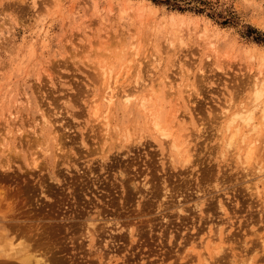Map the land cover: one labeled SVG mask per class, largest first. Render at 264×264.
Instances as JSON below:
<instances>
[{
  "label": "rangeland",
  "instance_id": "1",
  "mask_svg": "<svg viewBox=\"0 0 264 264\" xmlns=\"http://www.w3.org/2000/svg\"><path fill=\"white\" fill-rule=\"evenodd\" d=\"M261 56L264 0H0V119L17 104L24 118L37 117L40 125L35 131L45 140L41 147H31L28 154L30 161L38 160V167L30 169L17 160L8 172L0 168V264H25L20 258L24 250L48 258L49 264H204L205 256L212 264H264L263 91L261 103H252L256 108L253 122L242 121L244 126L237 124V119L227 130L223 120L225 116L228 120L223 111L232 106L231 102L227 106L231 99L235 98L233 104L244 100L242 104L246 101L248 106L255 98L254 78V83L262 80L264 90ZM145 78L147 88L141 82ZM240 83L247 84L246 90ZM154 84L157 89L160 85L161 91L159 95L150 92L151 98L148 85L154 88ZM168 86L172 88L168 90ZM135 87H140L137 91L147 89L144 95L150 98L146 103L152 110L148 112L160 111L163 122L169 121L171 111L181 108V101L182 106L190 100L191 105L197 104V111L190 109L192 117L185 114V107L177 114L192 129L202 122L200 118L207 122L217 116L216 128L215 121L200 126L204 130L197 139L196 165L180 166L177 171L167 162V167L163 166L156 142L150 147H133L128 157L123 156L127 148L120 151L123 155L115 153L117 156L114 150L112 160L101 166L103 117L118 121L122 130L130 126L126 129L135 139L140 133L148 139L153 136L147 111L137 122L131 113L117 115L118 120L116 112L110 113L109 99L104 102L113 91L124 89L138 98L140 91ZM47 94V98L41 97ZM41 98L45 109L40 107ZM176 98L179 102L174 109ZM93 103L98 105V116L105 115L108 107V119L93 115ZM45 110L49 114L60 111L52 116L46 113L49 118H44ZM30 121L25 128L32 137L30 125L35 122L33 118ZM56 125L59 130L52 129H57ZM252 125L257 126L254 132L250 131ZM237 128L241 131L233 140L234 147L230 152L223 150L222 158L229 161L221 162L227 165L222 173L215 159ZM182 132L188 131L178 134ZM83 138L87 146L81 143ZM62 140L65 154L58 159L56 148ZM1 145L0 150H6ZM211 145L218 148L212 151ZM174 155L178 161L180 157ZM54 164L58 175L52 173ZM119 167L125 169L124 178L118 177ZM220 200L224 211L218 205ZM180 206L183 211L178 212ZM96 217L99 230L92 237L86 225ZM109 234L116 240H110ZM17 247L24 250H11ZM213 247L223 248L219 257ZM33 258L26 264H35Z\"/></svg>",
  "mask_w": 264,
  "mask_h": 264
},
{
  "label": "bare ground",
  "instance_id": "2",
  "mask_svg": "<svg viewBox=\"0 0 264 264\" xmlns=\"http://www.w3.org/2000/svg\"><path fill=\"white\" fill-rule=\"evenodd\" d=\"M121 35H122V33H121ZM133 41V40H132ZM172 43V42H171ZM178 44V43H177ZM114 45V44H113ZM172 45V44H171ZM12 46V45H11ZM164 46V45H163ZM172 46H174V43H173V45ZM176 47V46H175ZM135 48V47H134ZM138 48V47H137ZM171 48V47H170ZM114 49V48H113ZM175 49V48H174ZM173 49V50H174ZM181 49H182V46H181ZM134 50V49H133ZM110 51V50H109ZM130 52V51H129ZM134 52H135V50H134ZM133 53V52H132ZM131 53V54H132ZM173 53V52H172ZM176 53V52H175ZM137 54V53H136ZM135 54V55H136ZM171 54V53H170ZM154 55H156V54H154ZM175 55V54H174ZM184 55V54H183ZM166 56V55H165ZM173 56V55H172ZM253 56V55H252ZM150 57V56H149ZM152 57V56H151ZM144 58V57H143ZM165 58V57H164ZM249 58H251V56L249 57ZM260 60H261V58H264V57H258ZM156 59V58H155ZM180 59V58H179ZM139 60V59H138ZM153 60V59H152ZM258 60V59H257ZM263 60V59H262ZM132 61V60H131ZM141 61V60H140ZM149 61V60H148ZM156 61V60H155ZM130 62V61H129ZM128 62V63H129ZM158 62V61H157ZM98 63V62H97ZM139 63H141V62H139ZM143 63V62H142ZM147 63V62H146ZM0 64H1V62H0ZM4 65H7V63H3ZM155 64H156V62H155ZM137 65V64H136ZM142 65V64H141ZM140 65V66H141ZM1 66V65H0ZM129 66V65H128ZM145 66V65H144ZM151 66V65H150ZM142 67V68H141ZM140 68L141 69H143V66H141ZM146 67H147V65H146ZM132 68V67H131ZM138 69H139V67H137ZM145 68V67H144ZM1 69H3V68H1ZM137 69V70H138ZM140 69V70H141ZM152 69V68H151ZM153 69H154V67H153ZM50 70V69H49ZM102 70H104V69H102ZM138 70V71H136L138 74L140 73V72H142V74L140 75L139 74V76L140 77H144V73H143V71L141 70ZM145 70V69H144ZM162 70V69H161ZM187 71H189L188 69H187ZM108 72V71H107ZM128 72H130V70L128 71ZM154 72V71H153ZM156 72V71H155ZM154 72V73H155ZM164 72V71H163ZM192 72V71H191ZM101 73V72H100ZM105 72H103V75H105L104 74ZM126 73V72H125ZM124 73V74H125ZM136 73V74H137ZM158 73V72H157ZM160 73V72H159ZM164 73H166V72H164ZM136 74H133V75H136ZM191 74V73H190ZM48 75H49V73H48ZM52 75V74H51ZM102 75V74H101ZM131 75V74H130ZM143 75V76H142ZM161 75H163V74H161ZM184 75V74H183ZM245 75V74H244ZM128 76H129V74H128ZM127 75H126V77H128ZM149 76V75H148ZM151 76H153V75H151ZM166 76V75H165ZM165 76H164V78H165ZM186 76H187V74H186ZM191 76V75H190ZM190 76H188V77H190ZM136 77V76H135ZM139 77V78H140ZM150 77V76H149ZM159 77V76H158ZM158 77H157V79H158ZM168 77V76H167ZM185 77V76H184ZM240 77V76H239ZM248 77V76H247ZM251 77V76H250ZM129 78V77H128ZM137 79L138 81H140V79H144V78H140V79ZM152 78V77H151ZM150 78V79H151ZM249 78V77H248ZM252 78V77H251ZM250 78V79H251ZM136 79V78H135ZM149 79V78H148ZM159 79H161V78H159ZM163 79V78H162ZM161 79V80H162ZM170 79V78H169ZM247 79V78H246ZM255 79V80H254ZM253 80H254V82L257 80L256 78H254ZM155 80H156V78H155ZM154 80V81H155ZM164 80V79H163ZM172 80H174V79H172ZM171 80V81H172ZM184 80V79H183ZM189 80V79H188ZM134 81V80H133ZM132 81V82H133ZM136 81V80H135ZM144 80H142L141 82H142V84H143V86L144 85H146V87H143L142 86V84H140L143 88H147V84H144L145 82H146V78H145V81L143 82ZM152 81H153V79H152ZM157 81H159V80H157ZM157 81H155V82H157ZM166 82H167V80H165ZM240 81V80H239ZM251 81H252V79H251ZM251 81H249L248 80V82H250V84H251ZM43 82V81H42ZM109 82V81H108ZM117 82V81H116ZM128 82V81H127ZM254 82H252L253 84H252V88H254V92H255V94L253 93V96H255V98L254 97H252L251 98V103L250 104H254L255 102H260L259 100H261L262 98H260V97H262V95H263V93H264V90L262 89V86H261V82H262V80H260V82H259V80L257 81V83H254ZM259 82V83H258ZM136 83V85L138 84L137 82H135ZM134 83V84H135ZM148 83V82H147ZM149 83H150V81H149ZM158 84H159V82H158ZM167 84H169V83H167ZM170 84H171V82H170ZM175 84V83H174ZM187 84V83H186ZM193 84V83H192ZM241 84V86L242 87H244V88H241V89H243V90H246V86H247V84L245 85V83H244V85H242L243 83H240ZM249 84V85H250ZM41 85V84H40ZM129 85V84H128ZM179 85V84H178ZM116 86V85H115ZM155 86V87H154ZM154 88H150V87H152V86H150L149 87V85H148V88L151 90V91H149V94L147 93L148 91H147V89L146 90H142L141 91V89L139 90L140 92H143V94H140V92L139 91H137V88L139 89L140 87H135L136 88V91L137 92H139V93H136V94H139L140 96L137 98V97H135V94L133 93V91H132V94H131V91H126L124 88V90H123V92H121L120 91V93H119V90H116L114 93L112 92V94H110V97L108 98H106L105 99V101L104 102H106V100L107 99H109L108 101L109 102H106V103H108V104H110V105H108V107H111V108H113L111 111H110V113L112 114V113H115V117L117 118V115H126V114H133V117H134V121H138V116L140 117L141 115H145V112L147 111H152V110H150L151 108L149 107V105H148V103L150 102V100H148L147 98H149L148 96H151V98L153 97L152 95V93L153 92H155V93H157L158 91L160 92L161 90L159 89V86H158V89L156 88L157 87V85H155L154 84ZM177 86V85H176ZM185 86V85H184ZM194 86V85H193ZM192 86V87H193ZM238 86V85H237ZM107 87H109V86H107ZM111 87V86H110ZM119 87V86H118ZM170 86H168V90L170 89V88H172V87H170ZM194 87H196V86H194ZM37 88V87H36ZM113 88V87H112ZM115 88V87H114ZM117 88V87H116ZM142 88V89H143ZM239 88V87H238ZM249 88V87H248ZM134 89V88H133ZM132 89V90H133ZM167 89V88H166ZM174 89V88H173ZM172 89V90H173ZM191 89V88H190ZM84 90V89H83ZM101 90V89H100ZM113 90V89H112ZM187 90V89H186ZM193 90V89H192ZM191 90V91H192ZM243 90H242V94H243ZM19 91H20V89H19ZM106 91V90H105ZM146 92V95L148 94V96H146V95H144V93ZM153 91V92H152ZM164 91V90H163ZM174 91H176V89L174 90ZM173 91V92H174ZM183 91H185V89L183 90ZM182 91V92H183ZM247 91H248V89H247ZM262 91H263V93H262ZM107 92V91H106ZM109 92V91H108ZM108 92H107V94H108ZM110 92V93H111ZM150 92H152V93H150ZM159 92H158V95H159ZM186 92V91H185ZM184 92V93H185ZM237 92V91H236ZM239 92V91H238ZM241 92V91H240ZM41 93V92H40ZM77 93V92H76ZM154 93V94H155ZM166 93V92H165ZM177 93V92H176ZM184 93H182L183 95H184ZM233 93H235L234 91H233ZM102 94V93H101ZM104 94V93H103ZM166 94H168V92L166 93ZM171 92H169V94L168 95H170L171 96ZM179 94V93H178ZM189 94V93H188ZM46 95V94H45ZM45 95H43V96H41V97H43V99L44 98H47L49 95L47 94V96L46 97H44ZM105 95V94H104ZM104 95H103V97H104ZM21 96V95H20ZM24 96H25V94H24ZM78 96V95H77ZM107 96V95H106ZM105 96V97H106ZM136 96H138V95H136ZM176 97L178 96L177 94L175 95ZM174 96V97H175ZM231 96H233V94L231 95ZM234 96H236V93H235V95ZM233 96V97H234ZM51 97V96H50ZM104 97V98H105ZM166 97V96H165ZM188 97V96H187ZM187 97H186V100H187ZM239 97V96H238ZM248 97V96H247ZM30 98V97H29ZM118 98H119V101H117L118 100ZM137 99L136 101V103H131L132 102V100L133 99ZM155 98V97H154ZM237 98V97H236ZM245 98V97H244ZM42 99V98H41ZM43 99L41 100L42 102H39V103H42V106L40 105V107H41V109H45L46 107H44V102H43ZM99 99V97L97 98V100ZM150 99V98H149ZM178 98H176V100H177ZM190 99V98H189ZM189 99H188V101H189ZM192 99V98H191ZM228 99V98H227ZM238 99V98H237ZM250 99V98H249ZM18 100H19V98H18ZM24 100V99H23ZM53 100V99H52ZM93 100V99H92ZM100 100V99H99ZM98 100V101H99ZM173 99L171 98V101H172ZM234 100H235V98L233 99V102H234ZM89 101V100H88ZM98 101H96V103L98 104ZM131 101V102H130ZM157 101V100H156ZM175 101V100H174ZM53 102V101H52ZM92 102V101H91ZM146 102H148V103H146ZM178 100H177V102H175L176 103V107H175V105H173L175 108L174 109H176L177 108V105H178ZM186 102V101H185ZM190 102L191 103H193V101H189V105L188 104H186V103H184V105L182 106L181 104H182V101L180 102V105H179V108L181 107H183V109H185L184 111H185V114H188L190 117H192L193 116V113L195 112V111H197L198 109L195 107L196 105H191L190 104ZM228 102V101H227ZM230 102L232 103V106H231V104H230ZM233 102H232V99H231V101H229L228 103H227V106L230 104V107H226L225 105H224V107H226V108H224V111H223V109H222V111H223V113H225V115H228V120L227 121H225V115L222 113V111H220L221 113H222V115L223 116H225L224 117V122H226L225 124V127L227 128V130H229V127L231 126V123H233V122H236L237 123V119H240V120H238V122L239 123H237V124H241L240 122H242V121H244V122H246V124H248L247 122H249V121H252L253 122V119H254V114H253V116H252V113H253V111H255L254 109H256L255 108V106L252 104V105H250L249 104V102H248V106L246 105L247 104V102L245 101V105L244 104H242V102H244V100H242V102L241 101H239V102H235V104H233ZM95 103V104H96ZM174 103V102H173ZM194 103H195V101H194ZM261 103V102H260ZM259 104V103H258ZM257 104V109L259 108V105ZM100 105V104H99ZM106 105V104H105ZM17 106V104H15V107H14V109L12 110V109H10L9 110V113H8V115H6V113H5V115L3 116V117H1V119H0V145L2 144L5 148H6V150H0V168L2 169V170H4L5 172H8L9 170H11V169H13V164H15L16 162H17V160H22L23 162H24V164L27 166V167H29L30 169L31 168H36V167H38L39 166V162H38V160H35V162H33V160H31L30 161V159H29V156H28V154H29V151H30V148L31 147H41L45 142V140L43 139V137H41V135H39L38 134V131H39V129H37L36 128V126H39L40 125V123H38V122H36L38 119H37V117H30L29 115H26V118H24V114L22 113V110L21 111H19L18 110V108L16 107ZM27 106H28V104H27ZM48 106V105H47ZM96 106H98V105H95L94 106V103H93V106H92V108L93 107H95V108H93L94 109V111H93V115L94 114H97V110H98V107H97V110H96ZM189 106V107H188ZM250 106V107H249ZM49 107V106H48ZM47 107V108H48ZM107 107V106H106ZM108 107H107V109H105V110H107L108 111ZM185 107V108H184ZM252 107H254V108H252ZM19 108H21V107H19ZM100 108V107H99ZM172 108V107H171ZM170 108V109H171ZM180 108V109H181ZM23 110H25L26 108L25 107H23L22 108ZM56 108L53 106V110H55ZM138 109H140V111H138ZM173 109V108H172ZM180 109H176L175 111H171V112H173V113H171V115L169 116V115H167V116H169V121H167V119H166V121L165 122H163V120L160 118V116H161V112L160 111H156L155 113H151V114H149V112L146 114V115H150L148 118H152V120L150 121V124H151V127H152V129H153V132L152 133H150V135H153V136H151V138L150 139H148V136L146 135V134H142L141 136H140V134H139V136H137L138 138L137 139H135V138H133V134H132V132H131V128H130V126H128L130 129H126V128H128L126 125V128L124 129V130H122L121 128L122 127H119L120 126V124H119V122L117 121V122H113L112 123V120H105V117H103V116H105L106 115V119H108V114H106L107 113V111H105L104 113H105V115L103 114V115H100V116H98V114H97V116L100 118L101 116L104 118L103 119V121L105 122V124L103 123V125H105L104 127H103V125H101L103 128H102V130L104 131L102 134H103V138H102V143L103 144H101V146L103 147H101L102 149H100V151H102L101 152V154H102V156H101V160L103 161V163L101 164V166H104V165H106L105 164V162H107L108 160H112V156H113V153H114V156H117L118 154L119 155H123L122 153H120V151H122V149L123 148H127V150H128V152L127 153H125L123 156H127L128 157V155L130 154L129 152L130 151H132L133 150V147H140V148H142V147H145V146H148V147H150V146H152V144H154V143H156V142H158V145L161 147V149H159L160 150V154L162 155V158H164V159H166V160H164V159H162V163H163V166H165V164H166V162H167V164H168V166L169 167H171L172 169H176V171H177V169H179L178 167H180V166H184L185 168H188V167H190L191 165H196V162L194 163V158L196 157V160H197V154H198V152H197V144H198V138L199 137H201L202 135L200 134V132H202L204 129L202 128V127H200V126H205L206 125V123H208L209 122V124H211V121H215V124L216 125H214L215 126V128H216V126H218L217 125V123L218 122H216L217 120H215V118L217 117V116H214L213 115V117L212 118H208L207 119V122L206 121H203V120H201L202 118H200V121H202L201 123H199L197 126V128H194V129H192L193 127L192 126H187V124L186 123H184V121L183 120H180L179 119V116L177 115L178 113H181L180 111L178 112V110H180ZM183 109H181V110H183ZM190 109H192V111H194L193 113L192 112H190L191 110ZM36 110V109H35ZM96 110V111H95ZM101 110V109H100ZM158 110H160V107L158 108ZM226 110V111H225ZM60 111V110H59ZM59 111L56 113V111H54L55 113H56V115L59 113ZM137 111L139 112V113H137ZM170 111V110H169ZM184 111H183V115H184ZM261 111V110H260ZM30 112V111H29ZM94 112H96V113H94ZM102 112V111H101ZM166 112V111H165ZM45 114L46 113H48L49 114V111H47V110H45V112H44ZM55 113H53V111H52V114H49V115H55ZM98 113H100L99 112V110H98ZM103 113V112H102ZM137 113V114H136ZM141 113V114H140ZM143 113V114H142ZM163 113V112H162ZM219 113V112H218ZM257 113V112H256ZM45 114H42V116L44 117V118H49L48 116H47V114L45 115ZM76 114V113H75ZM220 114V113H219ZM30 115H31V112H30ZM114 115V114H113ZM180 115V114H179ZM187 115V116H188ZM216 115V114H215ZM221 115V114H220ZM221 115V116H222ZM131 116V115H130ZM260 116V115H259ZM40 117V116H39ZM101 117V118H102ZM114 117V116H113ZM114 117V118H115ZM142 117V116H141ZM147 116H145V118H146ZM31 118H33V122H35L34 124L32 123L30 126H32L33 125V127H31V128H33L34 130H33V136L31 137V135H30V131H28L29 129L28 128H25V123H26V121L28 122V121H30L31 120ZM44 118H43V121H44ZM119 118V117H118ZM117 118V119H118ZM148 118H146L147 120H148ZM219 119H220V116L218 117ZM51 119V118H50ZM189 119V118H188ZM217 119V118H216ZM218 119V120H219ZM116 120V119H115ZM118 120H120V119H118ZM132 120V119H131ZM199 120V119H198ZM222 120V121H223ZM236 120V121H235ZM40 121V120H39ZM43 121H40V122H43ZM50 121V120H49ZM58 121V120H57ZM100 121V120H99ZM102 121V122H103ZM106 121H107V123H106ZM111 123H110V122ZM188 121V120H187ZM30 122H32V121H30ZM53 122H55L54 121V119H53ZM52 122V123H53ZM98 122V121H97ZM101 122V121H100ZM219 122H221V121H219ZM223 122V123H224ZM44 123V122H43ZM56 123V122H55ZM147 123V122H146ZM222 123V122H221ZM222 123V124H223ZM228 123V124H227ZM243 123V122H242ZM250 123V122H249ZM45 124V125H44ZM43 124V127L45 126L46 127V123H44ZM54 124V123H53ZM52 124V125H53ZM112 124V125H111ZM150 124L148 123V126L150 127ZM192 123H190L189 125H191ZM233 124H235V123H233ZM27 125V124H26ZM61 125V124H60ZM227 125H228V127H227ZM243 125L244 126H247V125H245L244 123H243ZM258 125H260V124H258ZM28 127H29V125H27ZM26 126V127H27ZM57 126V125H56ZM214 126H212V128L214 127ZM240 126V125H239ZM239 126H237V127H239ZM249 126V125H248ZM254 125H252V130L250 129V131H256L257 129H256V127H253ZM55 127V126H54ZM62 127V126H61ZM65 127V126H64ZM186 127V128H185ZM259 127V126H258ZM67 128V127H66ZM148 128V127H147ZM177 128L179 129V131L177 132ZM189 128H190V130H189ZM215 128H213V129H215ZM218 128V127H217ZM219 128H220V126H219ZM233 128V127H232ZM230 129V130H233V129ZM240 128V127H239ZM249 128V127H248ZM35 129L36 130H38V131H35ZM52 129H54V130H59L58 129V126H57V129H55V128H52ZM71 129V128H70ZM69 129V130H70ZM137 129V128H136ZM236 129V125H235V128H234V130ZM241 129V128H240ZM119 130H122L123 131V133L122 132H120L119 133ZM126 130V131H125ZM180 130L181 131H183V130H185V131H188L185 135H183V133L184 132H182L181 133V135L180 134H178L179 132H180ZM195 132V133H193V131ZM219 130V129H218ZM218 130H217V132H218ZM128 131V132H127ZM134 131V130H133ZM139 131V130H138ZM144 131V130H143ZM196 131H197V133H196ZM238 131L240 132L241 130H239L238 128H237V130L236 131H233V134H231V138L229 139V140H226V138H225V140L226 141H228V142H226V146L227 147H225V145H224V147L225 148H222V152H221V150H219L218 152H219V157H216V161H218V166L221 168V169H219V171H223L222 173H224V169H225V167H227V165H225V163H224V165H220L221 164V162H227V161H229V159L227 158V159H224V158H222L225 154H224V151L223 150H225L226 151V149H228V151L229 150H232L231 148H233L234 146V144H233V140H235V138H236V136L238 135ZM30 132V133H29ZM124 132L126 133V134H124ZM141 132V131H140ZM222 132V131H221ZM245 132H247L248 133V131H244L243 132V134L245 133ZM57 133V132H56ZM58 133H59V131H58ZM113 133V134H112ZM147 133V132H146ZM232 133V132H231ZM260 133V132H259ZM6 134H11L10 135V137H8ZM50 134H51V132H50ZM62 134V133H61ZM98 134V133H97ZM121 134H122V136H123V134H124V136L123 137H121ZM138 134V133H137ZM193 134H196V135H193ZM60 135V134H59ZM200 135V136H199ZM230 135V134H229ZM254 135V134H253ZM45 136V135H44ZM52 136V135H51ZM61 136H63V134L61 135ZM60 136V137H61ZM131 136V137H130ZM197 136V137H196ZM241 136V135H240ZM255 136H256V134H255ZM135 137V136H134ZM178 137H180L179 139H181L180 141H178ZM252 137H254V136H252ZM58 138H59V136H58ZM62 138V137H61ZM61 138L60 139H58V140H61ZM219 138V137H218ZM221 138V137H220ZM240 138V137H239ZM112 139H114L115 141H114V143H112V142H110ZM133 139H135V140H133ZM241 139H243L242 137H241ZM240 139V140H241ZM254 139V138H253ZM256 139V138H255ZM130 140H132L131 142H130ZM220 140V139H219ZM239 140V141H240ZM252 140V139H251ZM64 140H62L61 142L63 143V145H62V143L61 144H59L58 142V147L56 148V147H54V148H56V149H58V151L55 149V151H57V152H59V153H57V154H59L60 156H56L58 159H59V157L60 158H62L61 157V154H65V149H64V147L62 148V146H64V142H63ZM193 141H195L194 142V145L192 144V145H190L191 143H193ZM221 141V140H220ZM238 141V140H237ZM238 141V142H239ZM257 141V140H256ZM60 142V141H59ZM235 142V141H234ZM242 142V141H241ZM251 142V141H250ZM46 143H47V141H46ZM81 143L83 144V145H85V146H87V143L85 142V140H84V138L81 140ZM218 143H220V142H218ZM217 143V144H218ZM257 143V142H256ZM77 144V143H76ZM238 144V143H237ZM240 144V143H239ZM251 144V143H250ZM249 144V145H250ZM255 144V143H254ZM1 145V146H2ZM47 145V144H46ZM46 145H45V147H46ZM56 145V144H55ZM216 145V144H215ZM219 145V144H218ZM156 146V145H155ZM105 147H107L106 149H104ZM216 146H214V145H211L209 148H210V150H214V148H215ZM238 147H239V145H238ZM251 148H252V146H250ZM216 148H218V147H216ZM254 148V147H253ZM2 149V148H1ZM99 149V148H98ZM95 150V149H94ZM115 150V151H114ZM212 150V151H213ZM252 150V149H251ZM112 151H114L113 153H112ZM124 151V150H123ZM234 151V150H233ZM232 151V152H233ZM62 152V153H61ZM74 152V151H73ZM118 152V154L117 155H115V153H117ZM230 152V151H229ZM111 153H112V156H111ZM174 153L175 154H177L178 155V157H180L179 158V160L177 161L176 159H175V155H174ZM212 153V152H211ZM234 153H235V151H234ZM234 153H231V154H234ZM71 154V153H70ZM76 154V153H75ZM229 154V153H228ZM237 154V153H236ZM227 155V154H226ZM238 155V154H237ZM236 155V156H237ZM130 156V155H129ZM240 157V156H239ZM114 158H116V157H114ZM219 158H222V159H219ZM237 158H238V156H237ZM32 159H33V157H32ZM35 159V158H34ZM159 160H161L160 158H159ZM195 160V161H196ZM213 160V159H212ZM211 160V161H212ZM238 160H239V158H238ZM210 161V160H209ZM33 162V163H32ZM38 162V163H37ZM56 162V161H55ZM59 161H57V163H58ZM56 163V164H57ZM60 163V162H59ZM59 163L57 164V165H59ZM177 163H179V164H177ZM76 164V163H75ZM57 165H53L52 166V173H53V175H58V173H57V171H55L54 170V167L55 166H57ZM231 165L232 164H228V167H231ZM107 166V165H106ZM165 167H167V166H165ZM18 168L19 169H22V167H21V165H20V163L18 164ZM89 168H90V166H89ZM232 168V167H231ZM55 169H58V166H57V168L55 167ZM175 171V170H174ZM58 172H59V169H58ZM220 172V173H221ZM125 175H126V172H125V169L124 168H122V167H119L118 168V177H120V178H124L125 177ZM219 175V174H218ZM58 177V176H57ZM163 178V177H162ZM54 179H56V178H54ZM57 181H61L60 180V178H57L56 179ZM147 183L148 182H144L142 185L145 187V188H148V186H147ZM164 183V182H163ZM166 186V185H165ZM199 188V187H198ZM168 188L166 187V190H167ZM1 191V190H0ZM201 191V190H200ZM164 194H165V192H164ZM2 196V194L0 193V197ZM3 197V196H2ZM5 199V198H4ZM203 200V199H202ZM2 200L0 199V202H1ZM198 203V202H197ZM196 203V205L195 206H197V205H199L200 206V203H198L197 204ZM219 204V207H220V209L221 210H225L224 209V204H223V201L222 200H220V202H218ZM5 204H7V203H5ZM8 205V204H7ZM10 205H11V203H10ZM198 207V206H197ZM201 207V206H200ZM200 207H198L199 209H200ZM6 208V207H5ZM13 210V209H12ZM180 211H183V209L181 208V206H180V208H179V211L178 212H180ZM13 216V215H12ZM164 218V217H163ZM97 219H99L98 217H96V219H94V220H92V221H89L88 220V225H86L87 227H89L90 226V228L91 229H93V230H91L90 228H88L87 230H88V234L90 235V236H95L96 234H97V231L99 230V228H98V225L96 224L97 223V221H95V220H97ZM9 220V219H8ZM164 220H165V218H164ZM169 220V219H168ZM7 221V220H6ZM95 221V222H94ZM15 222V221H14ZM109 222V221H108ZM111 222V221H110ZM16 223V222H15ZM118 224V223H117ZM31 227V226H30ZM151 227V226H150ZM17 228V227H16ZM118 229H120V228H118ZM123 228H121L120 230H122ZM34 232V231H33ZM41 232V231H40ZM136 233V232H135ZM99 235V234H98ZM17 236V235H16ZM41 236V235H40ZM115 235H113V234H109V236H108V238L111 240V239H113L112 241H114V240H116L115 239ZM106 240V239H105ZM110 240H108V242H110L111 243V241ZM187 240H189V239H187ZM210 242H211V240H209ZM106 242H107V240H106ZM105 242V243H106ZM209 242V243H210ZM237 242V241H236ZM212 243H213V241H212ZM10 244H12L13 245V243L11 242ZM33 244V243H32ZM109 244V243H108ZM211 245V244H210ZM243 245V244H242ZM14 246V245H13ZM15 247V246H14ZM13 247V248H14ZM36 247V246H35ZM11 249V250H14L13 252H17V251H23L24 249H21V248H19V247H17V248H15V249ZM34 248V247H33ZM214 248V251L216 252V254L218 255V257L221 255V253H222V251H223V248H219V249H217L216 247H213ZM37 249V248H36ZM229 249V248H228ZM34 250V249H33ZM213 251V250H212ZM23 252H25L24 253V255H22L20 258H22L23 260H24V262H25V264H26V262H27V259L28 258H33V259H35V260H33L34 262H35V264H49L48 262H47V260H48V258H47V260H44V258L42 259V256L40 257V255L39 256H37V255H34V254H32V253H29V252H27L26 250H24ZM20 253V252H19ZM201 254V253H200ZM42 255V254H41ZM201 256H203V254L201 255ZM213 256V255H212ZM236 256V254H234V257ZM229 257V256H228ZM46 259V258H45ZM111 259V258H110ZM231 259V258H230ZM23 260H21V262L23 261ZM203 260H204V264H212V263H210V260L208 259V257L206 258V256L205 257H203ZM19 261H20V259H19ZM30 262V261H29Z\"/></svg>",
  "mask_w": 264,
  "mask_h": 264
}]
</instances>
